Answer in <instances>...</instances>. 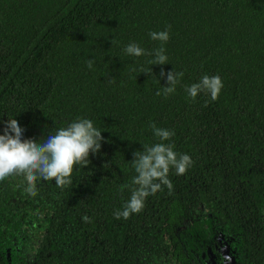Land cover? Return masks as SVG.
Segmentation results:
<instances>
[{"label": "trees", "instance_id": "1", "mask_svg": "<svg viewBox=\"0 0 264 264\" xmlns=\"http://www.w3.org/2000/svg\"><path fill=\"white\" fill-rule=\"evenodd\" d=\"M163 30L161 45L150 32ZM131 43L145 54L126 55ZM161 46L167 64H150ZM161 70L183 73L167 97ZM206 74L222 78L218 100L191 99L185 86ZM9 118L22 139L90 119L104 140L63 188L40 179L33 197L22 177L0 181V264L9 238L33 236L34 264H162L165 252L192 264L201 224L242 262L264 264V0H0V135ZM153 123L193 164L116 219L134 153L159 142ZM17 204L29 210L12 215Z\"/></svg>", "mask_w": 264, "mask_h": 264}, {"label": "clouds", "instance_id": "2", "mask_svg": "<svg viewBox=\"0 0 264 264\" xmlns=\"http://www.w3.org/2000/svg\"><path fill=\"white\" fill-rule=\"evenodd\" d=\"M150 37L163 45L170 35L167 30L152 31ZM124 52L135 57L145 54L144 49L135 43L129 44ZM167 60L165 49L161 46L155 50L154 59L149 63L164 65ZM92 65L93 61L89 60L88 67L91 68ZM160 75L166 77L169 85L163 88V95L167 97L176 91L183 73L176 70L165 73L161 70ZM222 88L223 82L219 75L206 74L199 82L185 86V91L193 100L204 93L211 101H216ZM156 95H161V92L157 91ZM151 127L159 142L143 145L142 151L134 153L132 162L136 175L132 178L131 196L123 210L114 213L116 219H127L133 213H140L146 198L165 186L171 192L173 184L169 179L170 171L175 170L176 175H184L193 164L190 155L174 150V145L170 142L175 135L174 131L157 127L155 123ZM23 133L24 129L15 118H9L5 122L4 134L0 135V181L9 177H22L24 192L33 197L37 195V181L40 179L55 181L61 188L70 185L74 168H85L89 165L90 154L98 153L104 140L102 132L94 127L90 119H79L65 128H60L55 134H49L42 139V143L22 139ZM222 259L230 261L231 257L224 255Z\"/></svg>", "mask_w": 264, "mask_h": 264}, {"label": "flooded vegetation", "instance_id": "3", "mask_svg": "<svg viewBox=\"0 0 264 264\" xmlns=\"http://www.w3.org/2000/svg\"><path fill=\"white\" fill-rule=\"evenodd\" d=\"M9 205V204H7ZM26 207V204H25ZM21 204H17L15 208L11 211L12 215H17L18 213H21L22 211H28L29 208H25ZM10 211H7L6 213L10 214ZM204 216V215H202ZM201 219L205 220V217H202ZM220 223H216V227L220 228ZM211 230V231H210ZM200 231L193 232V236L191 239V245L194 246L193 251V257H191L192 264H229L230 261H224L222 257L224 255H228V252L226 249L230 250V244L225 241L224 243L221 242V239L216 241L213 233V229H211L209 226L207 227V224H201ZM218 231V230H217ZM213 235V236H212ZM9 238V236H8ZM214 240L215 244H211L210 241ZM12 238L8 239L5 242V253L6 258L5 262L6 264H27V262H24L23 257L27 256L26 252H30L31 257V264L33 263V257L35 249L39 246L40 241H36L34 243L29 244V246L26 248L24 246V243H17L15 240L12 242ZM186 244H189L186 242ZM228 246V247H227ZM32 248V250H30ZM232 249V248H231ZM10 251V254L8 253ZM231 252V250H230ZM166 255L165 258L167 259V264H175L174 258L171 256V253L165 252ZM11 256H14L11 258ZM233 256V255H232ZM237 264H246L242 262L238 257L235 258Z\"/></svg>", "mask_w": 264, "mask_h": 264}, {"label": "rangeland", "instance_id": "4", "mask_svg": "<svg viewBox=\"0 0 264 264\" xmlns=\"http://www.w3.org/2000/svg\"><path fill=\"white\" fill-rule=\"evenodd\" d=\"M215 227H216V226H215ZM210 231H211V230H210ZM18 234H19V233H18ZM26 234H27V236H31V235H29L28 232H26ZM214 234L216 235V236H214V238H215L216 241H218V240H220V238H222V236L220 235L219 231H216V233H214ZM212 236H213V235H212ZM36 241H38V237L33 236V237H32V240H26V241H25L24 246L27 248V247L29 246V244L34 243V242H36ZM227 242H228V241H227ZM210 243H211V244H215L213 239L210 241ZM227 247H228V246H227ZM30 250H32V248H31ZM226 251L228 252L229 256L231 257V260H230L229 264H237V263H236V260H235L236 257H235V256H232V252H230L229 249H228V250L226 249ZM26 254H27V256L23 257V260H24V262H27V264H31L30 252L27 251ZM160 264H161V263H160ZM162 264H167V261L164 259V261L162 262Z\"/></svg>", "mask_w": 264, "mask_h": 264}]
</instances>
